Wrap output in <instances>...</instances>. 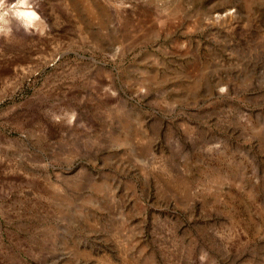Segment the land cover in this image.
<instances>
[{
	"label": "rangeland",
	"instance_id": "1",
	"mask_svg": "<svg viewBox=\"0 0 264 264\" xmlns=\"http://www.w3.org/2000/svg\"><path fill=\"white\" fill-rule=\"evenodd\" d=\"M27 3L0 19V264H264V0Z\"/></svg>",
	"mask_w": 264,
	"mask_h": 264
},
{
	"label": "clouds",
	"instance_id": "2",
	"mask_svg": "<svg viewBox=\"0 0 264 264\" xmlns=\"http://www.w3.org/2000/svg\"><path fill=\"white\" fill-rule=\"evenodd\" d=\"M31 5L27 0H16V2L8 5L7 0H0V19L7 23V17L11 13L16 19L24 21L26 25H30L35 19H38L36 14L31 11Z\"/></svg>",
	"mask_w": 264,
	"mask_h": 264
},
{
	"label": "bare ground",
	"instance_id": "3",
	"mask_svg": "<svg viewBox=\"0 0 264 264\" xmlns=\"http://www.w3.org/2000/svg\"><path fill=\"white\" fill-rule=\"evenodd\" d=\"M32 11V10H31ZM34 12V11H33ZM35 13V12H34ZM36 14V13H35ZM37 16V15H36Z\"/></svg>",
	"mask_w": 264,
	"mask_h": 264
}]
</instances>
